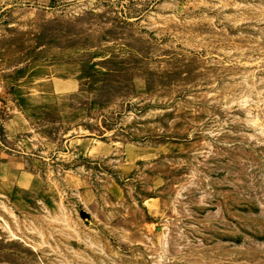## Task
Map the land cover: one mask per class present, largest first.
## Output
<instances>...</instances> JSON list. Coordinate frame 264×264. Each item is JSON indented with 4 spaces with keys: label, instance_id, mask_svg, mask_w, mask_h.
Instances as JSON below:
<instances>
[{
    "label": "rangeland",
    "instance_id": "obj_1",
    "mask_svg": "<svg viewBox=\"0 0 264 264\" xmlns=\"http://www.w3.org/2000/svg\"><path fill=\"white\" fill-rule=\"evenodd\" d=\"M0 152V264H264V0H0Z\"/></svg>",
    "mask_w": 264,
    "mask_h": 264
},
{
    "label": "crops",
    "instance_id": "obj_2",
    "mask_svg": "<svg viewBox=\"0 0 264 264\" xmlns=\"http://www.w3.org/2000/svg\"><path fill=\"white\" fill-rule=\"evenodd\" d=\"M13 161L11 158H9V156L7 154H3L2 152H0V169H2L3 167H8V169H10V172L13 169H18L17 166L13 167ZM10 177H12V175H10Z\"/></svg>",
    "mask_w": 264,
    "mask_h": 264
}]
</instances>
